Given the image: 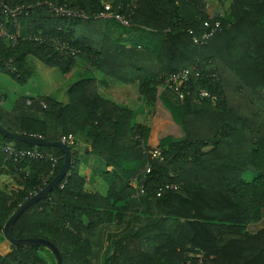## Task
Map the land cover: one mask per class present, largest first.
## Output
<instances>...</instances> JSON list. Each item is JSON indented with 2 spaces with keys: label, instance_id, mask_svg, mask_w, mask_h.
I'll use <instances>...</instances> for the list:
<instances>
[{
  "label": "trees",
  "instance_id": "1",
  "mask_svg": "<svg viewBox=\"0 0 264 264\" xmlns=\"http://www.w3.org/2000/svg\"><path fill=\"white\" fill-rule=\"evenodd\" d=\"M16 6L13 16L6 7ZM0 26L16 39H0V73L19 84L31 76L29 55L64 74L80 58L92 68L67 87L65 102L21 96L8 109L0 88L2 127L74 138L67 174L16 218L14 238H46L61 264H92L101 226L123 220L131 181L143 175L137 184L159 218L117 240L105 264H264V226L251 230L264 209V0H230L221 15L206 0H0ZM184 70L180 98L170 78ZM95 73L136 82L138 107L98 94ZM163 83L181 102L171 107L181 138L158 139L170 123L153 114ZM5 143L43 157L14 160L0 149V264H48L47 247L16 246L3 226L59 172L63 151L0 135ZM90 152L103 168L84 162Z\"/></svg>",
  "mask_w": 264,
  "mask_h": 264
},
{
  "label": "crops",
  "instance_id": "2",
  "mask_svg": "<svg viewBox=\"0 0 264 264\" xmlns=\"http://www.w3.org/2000/svg\"><path fill=\"white\" fill-rule=\"evenodd\" d=\"M206 5L207 9L209 10L210 4L208 5V0H206ZM152 38V35L148 36L149 40ZM87 70H92V68L87 67ZM96 78V82L98 83V94L104 98L122 104L131 108L132 110L137 108L140 104L141 95L136 82L117 81L108 77L104 78L99 74H96ZM101 78H103V80H100ZM52 92L53 91H51V93ZM51 93H45L43 95L50 96L58 100L56 95H52ZM7 97L8 96H6V98ZM180 103L181 102L179 98L176 96V93L173 91L171 86L166 83L160 84L158 86L153 114L170 122L169 125L161 133H159L158 139L165 137L181 138L184 136L181 123L176 118V115L174 117V114L171 111L172 106H178ZM77 138L81 142L89 143L87 142L88 140H86V138L81 135H77ZM89 149L90 148H88V150ZM81 153H84L83 149L80 150V154ZM81 158H83L84 162L90 164V166L93 168L104 167V163L94 153H85ZM252 175L253 174L251 173L246 174L247 177ZM136 183L131 181V184L136 190L126 204V212L124 214L123 220L118 223L113 221L101 226L98 232L99 234L95 238V241L92 243L91 247L90 260L92 264H105V260L113 253L115 242L117 240L133 234L138 228L154 223L159 218V212L156 208L154 198L148 194H145L144 192H141L138 184L136 187ZM255 225L257 227L251 230H257V228L264 226V209L262 211L261 218L255 223Z\"/></svg>",
  "mask_w": 264,
  "mask_h": 264
},
{
  "label": "rangeland",
  "instance_id": "3",
  "mask_svg": "<svg viewBox=\"0 0 264 264\" xmlns=\"http://www.w3.org/2000/svg\"><path fill=\"white\" fill-rule=\"evenodd\" d=\"M229 3L230 0H208V5L210 4V9L208 11L210 14L219 13L221 15L227 10ZM106 4H109V2H106ZM122 37H124V35ZM125 37L127 38L128 36L125 35ZM0 39L10 45L16 42L15 37L11 34H7L3 28H0ZM63 54V58L68 56V51L65 48L63 49ZM25 64L27 69L31 72V76L24 84H19L9 75L0 73V88L5 91L6 96H8L3 101V104L5 105L4 107L8 109L18 97L43 95L45 93L50 94L51 91H53L51 94L56 95L58 100L65 102L67 99L66 90L69 84L81 78L83 74H85L87 67H90L85 59L80 58L77 63L64 74L58 68L49 67L31 55L27 56ZM132 181L136 183V180ZM40 253L44 256L48 264H55V257L52 252L41 248Z\"/></svg>",
  "mask_w": 264,
  "mask_h": 264
},
{
  "label": "water",
  "instance_id": "4",
  "mask_svg": "<svg viewBox=\"0 0 264 264\" xmlns=\"http://www.w3.org/2000/svg\"><path fill=\"white\" fill-rule=\"evenodd\" d=\"M0 135L4 137L13 138L25 143L45 146H58L64 154L63 164L59 172L37 193L28 198L16 211L7 219L3 226V235L16 246H31L39 244L47 247L53 254L57 264H61V256L57 247L46 238H14L11 234L13 222L16 218L27 209L32 203L44 198L67 174L70 166L71 150L70 147L61 141H49L44 138L26 136L17 132H10L0 125Z\"/></svg>",
  "mask_w": 264,
  "mask_h": 264
},
{
  "label": "built area",
  "instance_id": "5",
  "mask_svg": "<svg viewBox=\"0 0 264 264\" xmlns=\"http://www.w3.org/2000/svg\"><path fill=\"white\" fill-rule=\"evenodd\" d=\"M105 7L107 9L109 6L106 5ZM20 8H21L20 6H16L13 9H8L6 7V9L9 10L11 15H13V16L17 15V13L20 10ZM54 10L57 11L58 13H63V14L70 13V12H68L67 10H65L62 7H55ZM121 21L124 24H128L127 21H123V20H121ZM0 28H2V27L0 26ZM179 77L180 78H186V71L184 70L179 75L170 78V81H172V83H174V90L176 91L177 94H179V97L181 98L182 94L179 92V89H178V78ZM200 95L201 96H206L207 92L205 90H201L200 91ZM27 103H29V100H27ZM60 141L63 142V143H66L67 145L68 144H73L74 143V138L71 135L62 136ZM0 149L3 152L11 155L14 158V160H17L19 158H23L25 156H27V157H43V153L40 152L39 150H30V149L17 148V147H15V145L13 143H5V144L0 146ZM52 159H53L54 162L56 161L55 158H52ZM149 169H150L149 165H146L145 171L147 172ZM136 177H138V176H136ZM142 178H143V175L141 177L135 178L134 180L137 181V180H141Z\"/></svg>",
  "mask_w": 264,
  "mask_h": 264
}]
</instances>
